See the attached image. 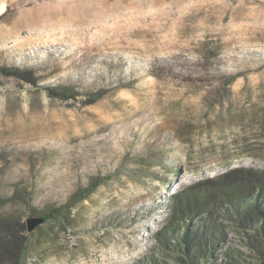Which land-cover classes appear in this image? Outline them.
<instances>
[{"label":"rangeland","instance_id":"rangeland-1","mask_svg":"<svg viewBox=\"0 0 264 264\" xmlns=\"http://www.w3.org/2000/svg\"><path fill=\"white\" fill-rule=\"evenodd\" d=\"M232 168L264 175V0H0V216L55 210L17 264H184L167 205ZM216 218L210 264H264Z\"/></svg>","mask_w":264,"mask_h":264},{"label":"trees","instance_id":"trees-1","mask_svg":"<svg viewBox=\"0 0 264 264\" xmlns=\"http://www.w3.org/2000/svg\"><path fill=\"white\" fill-rule=\"evenodd\" d=\"M4 75L22 77L15 71H7ZM28 81L33 82L31 79ZM51 95L62 97L59 93L51 92ZM263 186L264 175L261 172L232 168L212 178L197 181L177 192L167 205L168 221L157 234L162 249L168 239L175 252V258L181 263L210 264L212 254L223 238V229L217 222V215L232 219L239 229L242 225L238 219L248 210L254 212L258 219L264 220V208L255 193L263 189ZM54 212L55 210H51L44 214V222L53 217ZM195 214L199 215V218L191 224ZM262 220L254 224L252 221L248 222L246 227L253 230L246 234V243L260 254L262 247L258 237L260 231L264 233ZM25 229L24 222L17 213L0 216V264H17L26 243Z\"/></svg>","mask_w":264,"mask_h":264},{"label":"water","instance_id":"water-1","mask_svg":"<svg viewBox=\"0 0 264 264\" xmlns=\"http://www.w3.org/2000/svg\"><path fill=\"white\" fill-rule=\"evenodd\" d=\"M43 222H44V217L43 216H39V217L31 216V217H28L25 220L26 231L28 233L34 231L35 228L40 226Z\"/></svg>","mask_w":264,"mask_h":264}]
</instances>
